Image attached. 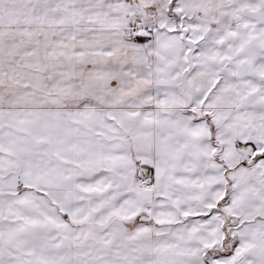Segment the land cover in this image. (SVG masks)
I'll return each instance as SVG.
<instances>
[{
  "label": "snow or ice",
  "instance_id": "6c2138e0",
  "mask_svg": "<svg viewBox=\"0 0 264 264\" xmlns=\"http://www.w3.org/2000/svg\"><path fill=\"white\" fill-rule=\"evenodd\" d=\"M0 264H264V0H0Z\"/></svg>",
  "mask_w": 264,
  "mask_h": 264
}]
</instances>
